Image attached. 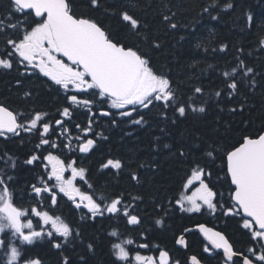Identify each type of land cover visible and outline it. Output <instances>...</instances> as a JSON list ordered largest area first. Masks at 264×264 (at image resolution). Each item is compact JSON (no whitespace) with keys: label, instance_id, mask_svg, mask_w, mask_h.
<instances>
[{"label":"snow or ice","instance_id":"snow-or-ice-1","mask_svg":"<svg viewBox=\"0 0 264 264\" xmlns=\"http://www.w3.org/2000/svg\"><path fill=\"white\" fill-rule=\"evenodd\" d=\"M104 3L105 0H7L5 5L4 0H0V7L4 9L0 12V69L14 70L18 74L15 81L17 85H22L23 80L31 76L39 78L38 74L42 75L47 78L45 83L50 81V87L58 86L56 91L59 93L62 90L65 94L64 106L57 109L59 119L50 118V114L43 110L33 109L24 113L0 103V138L8 140L20 137L22 132L36 133L39 141L34 145L36 150L47 146L48 149L59 150L63 147L71 151L72 137L66 122L73 120L75 109L83 108L87 110L86 124H74L75 129L82 133L75 137L79 141L76 148L80 153H89L97 145L93 137L103 136L102 132H93L97 115L111 118L113 126L118 124L117 117L126 118V122L131 125L143 126L148 123L145 111L159 108L157 115L163 121L170 120L174 124L190 111L205 113L213 95L221 100L236 101L235 106L227 108L233 117L238 111L247 108L248 97L240 89L242 85L249 89L257 86L255 77L259 74L254 67L237 58L235 66L221 72L222 87L206 99L203 98L205 88L202 84H193L188 93L182 92L178 85L174 86L167 73L152 65L151 58L141 47L143 44L155 49L161 47L156 39L150 40L149 25L135 18L126 8L122 9L118 16L126 35L118 37L109 26L92 15ZM78 7L83 10L78 11ZM232 7L231 2L224 5L225 9ZM104 11L110 10L105 8ZM202 11L208 13L212 20L218 18L211 15L208 7ZM161 15L162 22H166L170 29L178 27L171 22V16ZM260 43L264 45V39ZM226 47L221 45V51ZM249 74L253 75L250 77ZM31 95L30 91L24 92L26 97ZM105 104L109 106L108 109L104 107ZM97 106L98 112L93 111ZM216 106L219 112L225 111L219 101ZM110 109L120 111L113 113ZM169 112L172 113L171 117ZM242 123L245 126L248 124L247 121ZM221 126L224 133L217 135ZM57 127L60 129L57 139H49V136L56 135ZM231 133V124L218 117L217 127L212 130V137L205 142L203 152V159L210 163L201 165L199 160L190 161V174L184 180L178 198H174V205L182 212L201 213L206 208L210 214L220 211L225 217H239L240 227L250 240L246 249H235L223 232L198 223L195 227L208 242L203 252L220 256L221 264H264V123L258 129L240 134L233 140L226 139ZM61 138H66L68 142L64 143ZM155 139L159 141V137ZM163 147L170 148L168 144ZM195 147L200 146L197 144ZM45 151L47 155H38L34 151L24 161L28 165L41 159L46 161L43 164L46 178L39 175L35 177L37 183L29 186L30 194H35L33 199L39 198L37 205L27 208L17 205L16 190L10 187L15 184L16 176L0 168V264H43L40 258L24 247L43 239H47L52 248L61 252V264H72L70 256L64 254V249L72 240L78 239L84 243L79 228L72 227L60 215L41 210L38 206L44 200H48L51 207L57 206L60 193L72 202L75 209L87 210L81 219L87 217L96 220L103 217L117 222L122 219L128 226L142 223L137 211L138 202H143L142 196L129 194L126 197L121 192L111 197L101 195L97 199L94 191H82L76 184L77 178L87 183L85 168L77 167L75 159L66 162L53 151ZM176 154L187 158L190 153L180 148ZM217 160L220 161L218 170L223 173V176L217 177V182L227 183L229 188L226 198L216 183L212 182L211 168ZM4 163L5 168L17 167L12 157H8ZM140 166L143 167V164ZM101 168L119 172L123 162L109 158ZM67 172H70L68 177L65 175ZM130 179L138 182V173H130ZM88 187L92 188V185L88 184ZM168 203L173 204V201ZM155 207L167 216L163 203H156ZM29 217L38 218L37 223L34 225L33 219ZM155 223L162 226L164 218L156 219ZM108 236L118 241L110 242L114 264H180L159 245L155 246L158 255L141 254L138 249H149L150 242L136 244L131 237L121 239V233L116 228ZM139 236L147 238L143 232ZM176 243L185 248L188 246L183 235ZM134 244L136 248L130 250L128 246ZM85 247L88 252L95 253L93 242L86 243ZM216 250H222V253ZM80 259L84 260V257ZM188 264H202V260L197 255H191Z\"/></svg>","mask_w":264,"mask_h":264},{"label":"trees","instance_id":"trees-1","mask_svg":"<svg viewBox=\"0 0 264 264\" xmlns=\"http://www.w3.org/2000/svg\"><path fill=\"white\" fill-rule=\"evenodd\" d=\"M229 2L233 7L225 9L224 5ZM4 4H7V0H4ZM205 7L218 18L212 20L208 13L202 11ZM105 8L110 11L105 12ZM125 8L135 18L149 25L150 40L156 39L161 47L150 48L148 44L141 47L151 58L152 65L167 73L174 86L178 85L182 92L188 93L193 84H202L205 88L203 98L206 99L222 87L221 72L235 66L237 58L243 59L259 74L255 77L258 83L254 89L241 86L240 91L248 97V106L234 117L228 113L227 108L235 106L236 101L221 100L214 95L205 113L190 111L186 117H179L174 124L170 120L163 121L157 115L159 108L145 111L148 123L143 126L131 125L126 122V118L119 117L118 124L113 126L111 118L97 115L93 132H102L103 136L94 137L97 140L96 147L89 153L78 154L76 158L77 165L87 170V178L92 190L98 194L97 197H111L121 192L126 197L129 194L143 197V202L137 205L142 223L130 228L131 238L136 244L150 242L155 249L156 245L162 246L182 263L187 253H191L197 255L204 264H221L220 256L202 252V245L206 242L196 231L185 234L188 245L185 249L176 247L174 241L185 228L205 223L224 232L235 249L244 250L250 240L246 231L240 227L239 217H225L220 211L210 214L206 208L201 213L182 212L174 205V198H178L183 190V182L190 174V161L199 160L201 165L210 163L203 159V152L205 142L212 137V130L217 127L218 117L231 124L232 133L226 137L228 140L254 131L264 123V45L260 43L264 39V0H105L104 6L92 15L109 26L114 35L123 38L126 30L120 23L118 13ZM3 10L0 7V12ZM77 10L83 9L78 7ZM161 14L171 16V22L178 27L170 29L166 22H162ZM198 44L200 47H197ZM221 45L227 47L221 51ZM252 75L249 74L250 77ZM38 76H31L24 79L22 85H17L15 81L18 74L14 70L0 69V103L24 113L33 109L43 110L50 114V118L58 119L57 109L64 106V95L56 91V86L50 87V82L45 83V77ZM26 91L32 95L24 96ZM218 101L225 108L223 113L216 106ZM104 107L109 108L107 104ZM98 108L94 107L95 111L98 112ZM86 111L75 109L74 120L84 124ZM110 111L117 113L120 110ZM169 116H172L171 112ZM242 121H247V126ZM222 133L224 128L221 126L217 135ZM37 135L22 132L20 137L8 140L0 138V157L4 158L0 159V168L16 176L15 184L10 187L16 190L15 203L22 207L35 203L34 196L28 195L29 186L37 182L35 177L44 175L41 170L42 159L31 165L24 163L34 151L44 155L45 149H48L47 146L40 150L34 148L39 142ZM156 137H159V141ZM197 137L200 139L197 140ZM164 144L170 148H164ZM197 144L199 148L195 147ZM180 148L190 153L187 158L176 154ZM8 157L16 160L15 169L5 168L4 161ZM109 158L120 159L123 162L122 170L102 169L101 165ZM219 165L220 161L217 160L211 168L212 182L216 183L226 198L228 184L217 182V177L223 176L218 170ZM132 172L138 173V182L130 179ZM170 200L173 204L168 203ZM156 203L164 204L167 216L156 209ZM67 208V212L72 214L73 211ZM161 217L164 218L162 226L155 223ZM110 225L109 219L98 218L93 222L86 220L79 226L84 243L78 239L72 240L64 249V254L70 256L72 264H114L109 250L111 237L106 235ZM141 232L145 233L146 239L139 236ZM88 242L95 244L94 254L86 249L85 244ZM24 247L33 256L40 258L43 264H61V252L52 248L47 239ZM81 256L84 260L80 259Z\"/></svg>","mask_w":264,"mask_h":264},{"label":"flooded vegetation","instance_id":"flooded-vegetation-1","mask_svg":"<svg viewBox=\"0 0 264 264\" xmlns=\"http://www.w3.org/2000/svg\"><path fill=\"white\" fill-rule=\"evenodd\" d=\"M76 110L79 111V110H84V109L83 108H79V109H76ZM93 111H95L94 108H93ZM74 114H76L75 111H74ZM59 118L60 117L58 116V119ZM74 119L75 118L73 117V120L71 122H66V127L69 128L70 135L72 137V150L70 151L69 149L63 148V147H61L59 150L47 149L49 151H53L54 154L60 155L62 159H66V162H67V160H70V159H75L76 160L78 154L79 155L86 154V153H80L78 151V149L76 148V145L79 143V141H77L75 139V137L82 135V133L79 130L75 129L74 124H76L78 122L75 121ZM84 124H86V122ZM84 124H82V125H84ZM59 131H60V129L57 127V129H56V135H51L48 138L51 139V140H56L57 139V136L59 134ZM61 139L64 140V143H67L68 142L66 138H61ZM43 164L44 163H41V168H42L41 170H42V172L46 176V170L42 167ZM77 167H79V166H77ZM65 175H66V177L70 176V172L65 173ZM86 177H87V174H86ZM50 183H53L54 184L55 181H51ZM76 184H77L78 187L81 188L82 191L90 192V193L93 192L92 188H89L88 187V184H91L89 182L88 178H87V183H85L84 181H81L79 178H77ZM28 195H30V193ZM31 195L34 196L35 194L34 193H31ZM45 195H47V194H45ZM97 195L98 194L95 193L96 198L99 199V197H97ZM38 199L39 198L35 199L36 200L35 203H34L35 205H37V200ZM38 206L41 208V210H49L54 215H60L66 222H68L74 228H76V227L79 228V226L81 224L85 223L86 220H89L91 222L94 221V220L88 219L87 217L85 219H81V216H83L87 212V210L86 209H80V210L75 209V207L72 204V202L69 201L67 199V197H64L62 193L58 194V204H57V206L51 207L50 206V202L48 200H44L43 203L42 204H39ZM67 207H69V209H71L73 211L72 214H70V213L67 212V210H68ZM31 218L33 219V223L35 225L36 222H37V219L34 218V217H31ZM98 218H103V217H98ZM110 222H111V225L106 229V235L107 236H108V233L113 228H116L121 233V237H120L121 239H125V238H128V237H131V229H130L131 226L126 225L125 222L122 219L119 220L118 222L115 219H113V220H110ZM180 234H178L176 236V238ZM110 242H118V241L115 238L111 237V240L109 241V250H110ZM151 244H152V242H151ZM174 245L176 246V239L174 241ZM128 247L130 248V250L133 249V246L132 245L131 246H128ZM203 247H204V245H202V252H203ZM160 248H162V246ZM162 249H164V248H162ZM138 250L143 255H158L157 249L153 248L152 245H150V248L149 249H138ZM167 251L169 252V254L171 256V252L169 250H167ZM205 254L210 255L209 253H205ZM191 255H194V254L187 253V255H186L185 259H184L185 261L183 263H182V261L180 259H177L176 256L175 257L171 256V258L173 260H179L180 261V264H188V257H190ZM112 258L115 260V257L114 256H112ZM202 264H204V263L202 262Z\"/></svg>","mask_w":264,"mask_h":264},{"label":"water","instance_id":"water-1","mask_svg":"<svg viewBox=\"0 0 264 264\" xmlns=\"http://www.w3.org/2000/svg\"><path fill=\"white\" fill-rule=\"evenodd\" d=\"M195 226H196V225H195ZM195 226L188 227V228H186V229H191V231H196V232H198V233L201 235V237L205 240V238L203 237V235L199 232V230H198ZM208 227H209V226H208ZM215 230H216V229H215ZM188 232H190V231H185V230H184L183 234H180V235L176 238V241H177V239H178L181 235H183L184 238H185V234H187ZM205 241H206V240H205ZM206 242H207V241H206ZM207 243H208V242H207ZM176 245H177L179 248H184L182 245H179L178 243H176ZM216 251L222 253V250H216Z\"/></svg>","mask_w":264,"mask_h":264},{"label":"rangeland","instance_id":"rangeland-1","mask_svg":"<svg viewBox=\"0 0 264 264\" xmlns=\"http://www.w3.org/2000/svg\"><path fill=\"white\" fill-rule=\"evenodd\" d=\"M190 194V193H189Z\"/></svg>","mask_w":264,"mask_h":264}]
</instances>
